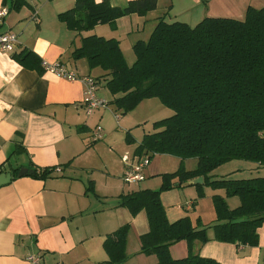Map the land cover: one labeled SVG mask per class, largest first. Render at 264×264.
<instances>
[{"label": "crops", "instance_id": "0c3cea01", "mask_svg": "<svg viewBox=\"0 0 264 264\" xmlns=\"http://www.w3.org/2000/svg\"><path fill=\"white\" fill-rule=\"evenodd\" d=\"M107 1L112 7L124 8L134 0ZM74 3L25 0V5L13 9L10 0H0V9H8L0 23V35L9 32L17 36L13 51L0 52V174H11V181L0 186V264H29L26 257L32 254L39 255L43 264H97L107 260L102 248L105 237L124 225H129L124 264H155V256L139 253V237L149 230L145 212L132 216L117 206L118 197L156 190L161 174L179 167L189 171L195 166L188 169L185 160L154 155L142 182L123 183L122 157L139 159L134 151L147 134H135L139 122H131L129 115H121L110 104L113 97L105 88L104 72L90 69L85 59L73 60L71 54L80 47L82 38L92 35L115 39L122 54L124 49L129 53L136 41L149 38L159 18L191 27L205 17L242 21L249 6L261 9L264 0H157L156 9L143 17L126 16L115 21V29L99 24L81 33L69 30L58 18ZM23 51L32 56L24 62L18 58ZM41 62H59L78 77H93L96 95L107 106L86 115L82 83L44 71ZM97 126L102 128L103 139L93 142L91 136ZM164 161L170 164L169 170H165ZM48 168L61 171L43 179L15 177L20 169ZM193 185L191 181L161 193L170 223L188 217L193 227L197 223L199 227L213 225L215 195L224 197L229 209L239 205L237 198H227L223 190L209 187H203V196L197 198ZM257 234L258 245L248 247L217 242L208 229L209 240L195 243V251L219 264H264V223ZM170 255L173 259L186 257V243L171 246Z\"/></svg>", "mask_w": 264, "mask_h": 264}, {"label": "trees", "instance_id": "16d2710c", "mask_svg": "<svg viewBox=\"0 0 264 264\" xmlns=\"http://www.w3.org/2000/svg\"><path fill=\"white\" fill-rule=\"evenodd\" d=\"M19 9L25 0H10ZM157 0H134L124 8L112 7L107 0H75L74 7L58 18L71 31L81 33L96 25L137 15L143 17L156 9ZM135 60L128 66L115 39L97 36L82 38L73 60L85 59L90 69H100L105 88L113 97L111 105L125 116L142 101L156 99L170 109V117L156 121L154 132L145 135L135 149L139 158L169 155L195 159L192 170L179 167L161 174L156 190H140L118 197L117 206L132 216L144 211L149 230L139 237L140 254L155 256V264H219L202 258L195 243L213 239L253 247L258 245L257 230L264 223V176L232 179L211 176L231 161H245L264 168V7H248L242 21L205 17L195 26L157 19L146 41L132 46ZM30 53L18 58L26 61ZM32 57V56H31ZM37 63V62H36ZM52 168L34 170L32 177L46 178ZM15 177H18L15 171ZM202 178L203 187L223 190L239 205L229 209L225 198L212 197L216 221L209 227H193L188 217L170 223L160 195ZM199 228V229H198ZM129 225L105 237L102 248L107 260L97 264H124ZM184 241L187 255L173 259L170 247Z\"/></svg>", "mask_w": 264, "mask_h": 264}, {"label": "built area", "instance_id": "2783aa9c", "mask_svg": "<svg viewBox=\"0 0 264 264\" xmlns=\"http://www.w3.org/2000/svg\"><path fill=\"white\" fill-rule=\"evenodd\" d=\"M8 9H0V23L1 20L7 15ZM17 45V36L13 33H4L0 35V52L9 53L14 50ZM41 67L44 71L56 75L59 78L67 81H80L83 85V99L82 105L86 115L92 114L98 109L105 108L107 102L96 95L97 83L91 76L78 77L75 73L70 72L66 67L59 63L41 62ZM118 118V116H116ZM93 142L103 139L102 128L97 126L91 136ZM122 162L125 165V170L122 175V181L125 184H138L142 182L144 171L149 164V159L146 157L137 160H129L127 157H122ZM59 168H52V172H60ZM26 261L29 264H43L39 255H28Z\"/></svg>", "mask_w": 264, "mask_h": 264}, {"label": "rangeland", "instance_id": "374dc122", "mask_svg": "<svg viewBox=\"0 0 264 264\" xmlns=\"http://www.w3.org/2000/svg\"><path fill=\"white\" fill-rule=\"evenodd\" d=\"M124 55V59L128 65H132L135 56L132 51V47L129 49L131 52H127L126 49ZM128 60V61H127ZM103 82V81H102ZM109 97V96H108ZM151 101V102H149ZM173 114V112L162 106L156 99L147 100L145 102H142L139 106H137L135 109L131 111V113L127 114L130 117L131 122H139L136 125L137 130L135 131V134H138V136H141L143 134H150L153 132V124L156 121L162 120L164 118L170 117ZM122 117V116H121ZM171 157V156H170ZM166 161H169V159L164 158ZM176 161H180V159L176 158ZM167 163L165 170H169V165ZM195 159H187L184 161L185 168L191 169L195 166ZM253 167V168H252ZM254 167H257L256 164L245 162V161H231L225 165H222L221 167L217 168L214 171V178H232V179H241V178H250L255 176H264V168L262 169H255ZM252 169L250 173L248 170ZM164 170V169H163ZM245 172V173H244ZM233 173V175H232ZM127 260V257H126ZM125 260V262H126ZM124 262V263H125Z\"/></svg>", "mask_w": 264, "mask_h": 264}, {"label": "water", "instance_id": "95a60500", "mask_svg": "<svg viewBox=\"0 0 264 264\" xmlns=\"http://www.w3.org/2000/svg\"><path fill=\"white\" fill-rule=\"evenodd\" d=\"M31 176L33 175V171L32 170H27V169H20V171L18 172V176ZM11 181V174L10 173H1L0 174V186L5 185L7 183H9ZM203 182L202 178H197L195 180L192 181L193 184H201Z\"/></svg>", "mask_w": 264, "mask_h": 264}]
</instances>
